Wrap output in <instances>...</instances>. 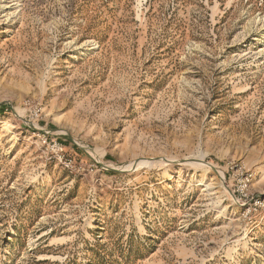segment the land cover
Listing matches in <instances>:
<instances>
[{"label":"rangeland","instance_id":"obj_1","mask_svg":"<svg viewBox=\"0 0 264 264\" xmlns=\"http://www.w3.org/2000/svg\"><path fill=\"white\" fill-rule=\"evenodd\" d=\"M0 264H264V0H0Z\"/></svg>","mask_w":264,"mask_h":264}]
</instances>
